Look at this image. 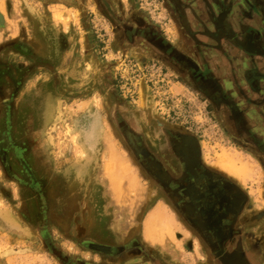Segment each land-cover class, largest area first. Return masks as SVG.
<instances>
[{
	"label": "rangeland",
	"instance_id": "1",
	"mask_svg": "<svg viewBox=\"0 0 264 264\" xmlns=\"http://www.w3.org/2000/svg\"><path fill=\"white\" fill-rule=\"evenodd\" d=\"M232 1L208 0L212 35L250 29L226 22ZM185 4L203 17L204 0ZM188 15L171 0H0V264H223L239 248L264 264V152L234 143L160 52L162 37L186 41ZM178 138L243 194L226 250L165 190L181 178Z\"/></svg>",
	"mask_w": 264,
	"mask_h": 264
},
{
	"label": "flooded vegetation",
	"instance_id": "2",
	"mask_svg": "<svg viewBox=\"0 0 264 264\" xmlns=\"http://www.w3.org/2000/svg\"><path fill=\"white\" fill-rule=\"evenodd\" d=\"M171 1L177 12L184 10L189 14L190 27H185L186 31L188 29L186 41H178L175 45L162 37L159 45L161 54L167 62L174 61L182 69L183 81L197 88L210 100L211 110L220 115L226 135L234 143L264 152V139L259 138L264 134V107L261 105L264 104V74L258 70L257 44L248 41L250 29L240 31L241 35L226 23V27H221L217 35H212L211 30L206 28L210 25L208 0H204L207 7L199 19L193 18L196 17L195 12H192L190 5L185 4L186 0ZM241 29L244 30V27ZM250 70L255 75L252 82L247 79ZM243 105L246 107L243 108ZM250 120L254 123H250ZM136 146L138 154L145 156L140 145ZM174 149L178 153L174 172L179 173L181 178L176 184L167 181L165 190L173 193L177 202L182 204L181 207L186 209L189 220L203 230L204 238L211 244L215 254L219 244L217 238L225 239L235 213L241 210L245 202L243 194L231 180L224 181L201 167L199 150L192 139H176ZM144 162L153 176L166 178L164 167L156 160L146 155ZM205 196L207 201L202 203ZM225 242L226 239L221 244L223 249ZM218 254L223 264H226V260L233 261V264H250L249 257L241 248Z\"/></svg>",
	"mask_w": 264,
	"mask_h": 264
},
{
	"label": "water",
	"instance_id": "3",
	"mask_svg": "<svg viewBox=\"0 0 264 264\" xmlns=\"http://www.w3.org/2000/svg\"><path fill=\"white\" fill-rule=\"evenodd\" d=\"M260 8H262V6H260ZM261 15H264L261 9L256 5H252L250 0H233L230 8L226 9L227 18L232 16L234 21L238 23L242 22L246 26L251 23V25L249 24L251 33L249 34L248 41H253L257 44V46H255L256 44L252 45L258 50L257 54H259V58H261L259 60L264 62V18H262ZM257 62L258 64L262 63L260 61ZM248 72L250 73L252 70ZM251 74L252 73L249 74L247 79L252 82L253 78L251 76L253 75ZM262 74H264V72H262Z\"/></svg>",
	"mask_w": 264,
	"mask_h": 264
},
{
	"label": "bare ground",
	"instance_id": "4",
	"mask_svg": "<svg viewBox=\"0 0 264 264\" xmlns=\"http://www.w3.org/2000/svg\"><path fill=\"white\" fill-rule=\"evenodd\" d=\"M229 161H230V159H229ZM216 164L219 166V168H221V169H223L225 171L231 172V170H230V164L228 165V160H227V158L225 156L219 157V159L217 160V163ZM148 223H149V221H148ZM149 228L150 227H148V230H149Z\"/></svg>",
	"mask_w": 264,
	"mask_h": 264
},
{
	"label": "crops",
	"instance_id": "5",
	"mask_svg": "<svg viewBox=\"0 0 264 264\" xmlns=\"http://www.w3.org/2000/svg\"><path fill=\"white\" fill-rule=\"evenodd\" d=\"M250 25H251V23H249ZM249 24L247 25V26H249ZM259 59H261V58H258V61H260V62H262L261 60H259ZM259 65V68L260 69H258L260 72H264V62H262L261 64H258ZM246 107V105H243V108H245Z\"/></svg>",
	"mask_w": 264,
	"mask_h": 264
}]
</instances>
